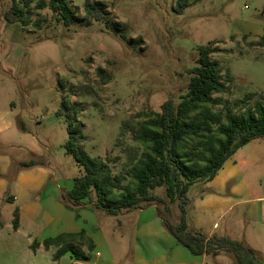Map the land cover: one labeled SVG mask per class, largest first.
<instances>
[{"label":"rangeland","instance_id":"374dc122","mask_svg":"<svg viewBox=\"0 0 264 264\" xmlns=\"http://www.w3.org/2000/svg\"><path fill=\"white\" fill-rule=\"evenodd\" d=\"M17 1L0 0V117L12 123L9 137L0 138V264H57L55 248L31 246L38 234L48 237L46 220L58 215L50 204L53 196L65 206L61 196L82 173L63 147L72 105L83 108L76 120L86 138L79 151L105 161L113 175H125L127 159L139 149L129 130L120 137L123 124L136 127L145 115L152 117L165 101H177L186 92L197 47L213 44L219 50L210 59L219 65L225 91L213 96L218 101L211 112L222 115L230 109L239 115L255 101L264 104V0H186L179 14V0H88L104 6L105 20L64 26L43 10L32 13L27 27L2 19ZM84 1L70 0L79 19ZM102 75H110L109 81ZM193 144L187 140V150ZM29 162L34 163L30 171L52 175L20 200L13 179ZM154 194L164 197V188ZM11 196L16 200H7ZM29 204L37 205L36 211L23 216L14 231L13 211ZM170 210L177 220L178 201ZM184 210L193 229L240 242L264 264V139L238 149L212 181L192 185ZM136 212L77 211L76 222L85 225L90 214L95 224L86 231L96 238L99 228L104 239L97 250L106 257L118 249V240L124 249L118 263L130 264L134 248H140ZM67 261L68 255L62 264ZM204 263L236 264L230 253L207 256Z\"/></svg>","mask_w":264,"mask_h":264},{"label":"trees","instance_id":"16d2710c","mask_svg":"<svg viewBox=\"0 0 264 264\" xmlns=\"http://www.w3.org/2000/svg\"><path fill=\"white\" fill-rule=\"evenodd\" d=\"M186 3V0L177 1L175 13H181ZM32 4L33 0L12 3L3 12V21L27 27L32 13L43 10H49L52 18L64 26L74 21L90 24L91 21L106 19L105 8L98 2L84 1L83 19L77 18L70 0H36ZM34 26L38 27L36 23ZM196 51L195 66L187 72L186 92L177 101H165L159 113L152 117L145 115L136 127L123 124L120 137L129 130L139 149L127 159L129 166L125 175H113L105 161L79 151V145L86 138L76 120L83 108L76 105L70 107L72 116L68 118V139L63 147L82 173L72 180V186L61 196V202L69 208L88 205L92 210L110 216L154 207L167 234L190 254L216 257L220 253H230L236 264H263L256 253L242 243L215 235L206 236L191 228L185 220L188 189L195 183L212 181L238 149L264 139V104L260 101H255L239 115L230 109L222 115L211 112V107L218 101L213 96L225 91L219 65L210 59V55L219 50L211 44L199 46ZM102 78L109 81L110 75H102ZM190 139L194 144L187 150L186 141ZM33 166L32 162L21 165L24 169ZM126 179L130 181L124 183ZM157 188H164V197L154 194ZM175 201H178L180 212L177 220L172 219L170 210L171 203ZM18 219V210L15 209L12 218L14 231L18 228ZM42 245L45 250L50 247L56 249L54 262L66 254L74 261H86L93 250V243L84 231L47 238ZM36 246L38 244L33 242L31 248Z\"/></svg>","mask_w":264,"mask_h":264},{"label":"crops","instance_id":"0c3cea01","mask_svg":"<svg viewBox=\"0 0 264 264\" xmlns=\"http://www.w3.org/2000/svg\"><path fill=\"white\" fill-rule=\"evenodd\" d=\"M11 128L12 123L7 121L5 117H0V138H8L11 133ZM50 175L52 174H50L49 171H45L44 169L30 171L29 168L24 169L21 167L13 179L14 188L19 194L20 200L23 199V196L27 190L38 191L40 188H42V186H44V180ZM0 186L1 188L3 187L2 182H0ZM53 197L54 198H52L50 204L55 212H58V215L54 218H49L46 220L45 232H49L48 237L42 236L43 233L38 234L37 238L34 239L37 244L42 243L47 238H53L59 234H75L79 233L80 231H84L86 236L93 243V250L89 254L90 257L86 261H74L68 254H66L69 256V261H67L65 264H119L118 256L123 255L124 249L122 248L123 245L120 244L118 240L115 241L116 247L118 249L115 252L113 251L112 254L108 253L106 257H103L102 254L97 250L98 242L100 243L104 241L103 237L100 235V229H94L99 235L96 238H94L95 236L92 237L90 231H86L85 229L89 224H95L91 215L89 214L88 220L85 219V225H81L76 222V212H90V206L82 205L80 206L81 208H69L67 206L61 205L57 201L56 196ZM7 200L15 201L16 197L11 196L8 197ZM36 207L38 206L35 204H29L24 208H16L19 214L17 230L21 226L22 217L34 213V211H36ZM146 209L148 210L147 212L143 210H135L137 211V216L135 218V237L140 248L137 246L134 248V251L131 254V259L128 261L130 264H205L204 259L206 256H194L190 254L188 250L176 244L172 237L167 234L162 226L161 220L156 214H151L152 210V212H155L154 207H148ZM133 212L134 211L130 213ZM72 214H74V217ZM123 215L125 216L126 214ZM128 221L132 222V220ZM97 253L99 254L98 256L95 255ZM64 256L60 257V259L57 261V264H62V259Z\"/></svg>","mask_w":264,"mask_h":264},{"label":"built area","instance_id":"2783aa9c","mask_svg":"<svg viewBox=\"0 0 264 264\" xmlns=\"http://www.w3.org/2000/svg\"><path fill=\"white\" fill-rule=\"evenodd\" d=\"M96 256H98L99 254L97 253V254H95Z\"/></svg>","mask_w":264,"mask_h":264}]
</instances>
